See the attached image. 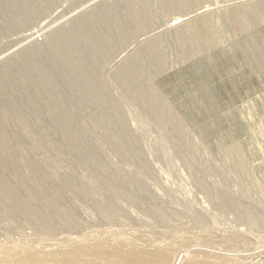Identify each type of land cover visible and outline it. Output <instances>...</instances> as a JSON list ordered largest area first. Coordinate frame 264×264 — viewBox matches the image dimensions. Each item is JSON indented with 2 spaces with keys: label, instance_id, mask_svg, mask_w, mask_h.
<instances>
[{
  "label": "rangeland",
  "instance_id": "1",
  "mask_svg": "<svg viewBox=\"0 0 264 264\" xmlns=\"http://www.w3.org/2000/svg\"><path fill=\"white\" fill-rule=\"evenodd\" d=\"M0 57V264H264V0H0Z\"/></svg>",
  "mask_w": 264,
  "mask_h": 264
},
{
  "label": "water",
  "instance_id": "2",
  "mask_svg": "<svg viewBox=\"0 0 264 264\" xmlns=\"http://www.w3.org/2000/svg\"><path fill=\"white\" fill-rule=\"evenodd\" d=\"M55 25H56V24H55ZM53 26H54V25H53ZM53 26H51V28H52ZM24 44H25V43H24ZM22 45H23V44L18 45L17 47H15L14 49H12L11 51L5 53L2 57H4L5 55H7L8 53L12 52L13 50L18 49V48L21 47ZM2 57H0V59H1Z\"/></svg>",
  "mask_w": 264,
  "mask_h": 264
},
{
  "label": "bare ground",
  "instance_id": "3",
  "mask_svg": "<svg viewBox=\"0 0 264 264\" xmlns=\"http://www.w3.org/2000/svg\"><path fill=\"white\" fill-rule=\"evenodd\" d=\"M45 27H46V26L42 27L41 29H43V28H45ZM37 31H39V30H37ZM37 31H36V32H37ZM33 34H34V32L31 33V34H29L28 36H31V35H33ZM28 36H27V37H28ZM261 248L264 249V247H261ZM258 249H259V248H258ZM262 249H259V251H261ZM257 251H258V250H257Z\"/></svg>",
  "mask_w": 264,
  "mask_h": 264
}]
</instances>
